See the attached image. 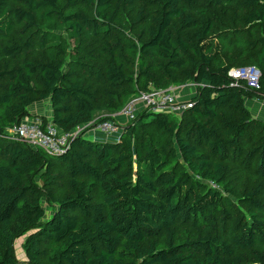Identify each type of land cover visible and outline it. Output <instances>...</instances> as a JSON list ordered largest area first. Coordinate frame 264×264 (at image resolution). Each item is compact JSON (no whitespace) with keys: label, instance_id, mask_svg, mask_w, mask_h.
<instances>
[{"label":"trees","instance_id":"1","mask_svg":"<svg viewBox=\"0 0 264 264\" xmlns=\"http://www.w3.org/2000/svg\"><path fill=\"white\" fill-rule=\"evenodd\" d=\"M255 65L261 88L229 70ZM198 83L176 115L142 91ZM264 0H0V264H264ZM69 132L56 155L11 137L36 102ZM214 181L220 186H211Z\"/></svg>","mask_w":264,"mask_h":264},{"label":"built area","instance_id":"2","mask_svg":"<svg viewBox=\"0 0 264 264\" xmlns=\"http://www.w3.org/2000/svg\"><path fill=\"white\" fill-rule=\"evenodd\" d=\"M228 74L232 80V85H237L240 81H244L250 88H261L262 72L255 65L233 67L229 70ZM193 84L194 86H198V83ZM176 87V85H172L165 89L142 91L134 96L121 111L117 112V114H122L128 121H133L137 113L144 109L156 113H182L192 106V102L191 100H181L175 92ZM87 126H89V124L65 132L60 130L52 122L45 123L41 116L36 115L34 117L26 116L19 125L10 130V133L13 139L24 141L31 146L41 147L51 154L61 155L67 152L72 141L81 134ZM88 130H98L110 135L121 132L122 125L117 121L107 119L94 124L93 128ZM210 184L220 189V186L214 181H210Z\"/></svg>","mask_w":264,"mask_h":264},{"label":"crops","instance_id":"3","mask_svg":"<svg viewBox=\"0 0 264 264\" xmlns=\"http://www.w3.org/2000/svg\"><path fill=\"white\" fill-rule=\"evenodd\" d=\"M188 83V84H187ZM190 83V84H189ZM194 82H186L184 84L176 85V94L183 101L191 100L192 97L197 93L198 86H194ZM245 105L250 110L253 118L260 119L264 121V94L254 91L251 96L245 98ZM142 106V105H141ZM52 106L48 100L36 102L31 108V115L36 116H46L49 119L52 118ZM176 115H181L182 113H174ZM114 116L116 121L124 126L129 121L122 114H117V112H109L106 110H101L96 113L97 117L100 116ZM121 132L115 134H105L98 130H88L86 136L90 138H95L101 141H116L119 139ZM23 239L19 242V247L21 248L20 255L18 259L21 261V264H28L25 256V252L22 248Z\"/></svg>","mask_w":264,"mask_h":264},{"label":"rangeland","instance_id":"4","mask_svg":"<svg viewBox=\"0 0 264 264\" xmlns=\"http://www.w3.org/2000/svg\"><path fill=\"white\" fill-rule=\"evenodd\" d=\"M22 240V237L21 238H18L16 241H15V244H14V249H15V253H16V256L18 258V256L20 255V252L22 251L21 248L19 247V242Z\"/></svg>","mask_w":264,"mask_h":264}]
</instances>
